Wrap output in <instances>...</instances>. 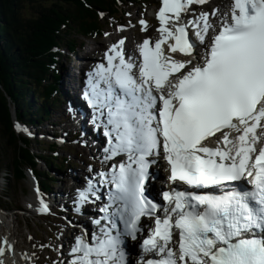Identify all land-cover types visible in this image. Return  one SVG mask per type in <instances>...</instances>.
I'll return each mask as SVG.
<instances>
[{"label":"snow or ice","instance_id":"6c2138e0","mask_svg":"<svg viewBox=\"0 0 264 264\" xmlns=\"http://www.w3.org/2000/svg\"><path fill=\"white\" fill-rule=\"evenodd\" d=\"M157 19L139 63L120 38L88 73L109 166L77 191L74 211L101 199L98 185L106 200L60 264H264V0H231L227 12L161 0ZM154 165L173 185L163 203L146 194ZM126 238L141 249L136 261ZM11 251L0 241V257Z\"/></svg>","mask_w":264,"mask_h":264},{"label":"trees","instance_id":"16d2710c","mask_svg":"<svg viewBox=\"0 0 264 264\" xmlns=\"http://www.w3.org/2000/svg\"><path fill=\"white\" fill-rule=\"evenodd\" d=\"M141 2L0 0V136L13 149L10 169L16 184L31 170L42 190L51 189L47 173L37 169L39 162L32 144L16 134L10 103L23 126L48 118L50 110L56 109L53 79L58 77L57 49L65 46L74 50L77 44L72 39L76 35L86 38L101 32L103 15L116 14L120 4L138 6ZM40 160L46 161L50 169H62L48 156L40 155Z\"/></svg>","mask_w":264,"mask_h":264},{"label":"rangeland","instance_id":"374dc122","mask_svg":"<svg viewBox=\"0 0 264 264\" xmlns=\"http://www.w3.org/2000/svg\"><path fill=\"white\" fill-rule=\"evenodd\" d=\"M214 2H217V0H214ZM226 4V0H221L217 2V5H224ZM141 8H132V9H126L127 14H119L116 18L123 17V21L125 22V26H133V29L131 30V33L134 32V29L137 27V22L135 23L134 18L138 17V14H140V17L142 20H145L149 27H152L155 25V19H152L151 16V10L148 8L147 1L144 2L141 6ZM145 18V19H144ZM107 24L108 29L111 30V28H116L117 20L112 18H107ZM143 33V32H141ZM91 36L82 38L81 41L88 43L89 48L91 46L95 45V42H92L93 40L90 39ZM92 40V41H90ZM101 46H104V42H99ZM85 49H82L84 51ZM75 55L72 56L74 58ZM60 65L63 64L64 61L60 60ZM67 66V65H66ZM66 66L64 67L66 69ZM12 107V113L14 114L16 112L15 106L10 103ZM53 121H57L58 119L53 118ZM20 127V126H19ZM33 128L32 126H30ZM44 126H41L40 128H43ZM49 128V127H47ZM20 129H27L28 127H20ZM16 132H18L19 136L26 137V131L24 130H18L16 125ZM50 130V128H49ZM60 131V130H59ZM7 142L0 136V154L1 158L4 159L3 161V169L4 170H10V162L13 159V149L7 147ZM46 151H47V144ZM34 154L40 155L39 151L36 149V145L34 146ZM42 148V147H41ZM71 149H75L77 153L80 155V153L88 152L86 149L82 148L80 144H76L73 141L69 142L67 147L64 151H61L59 156L69 157L71 161L74 163V166L71 165V167H68L67 165V171L71 172L72 174H77L80 178L83 177V173L79 171V168L84 169L85 166L82 165L78 159H76L75 156L72 155ZM45 151V152H46ZM38 152V153H37ZM65 154H64V153ZM68 152V153H67ZM89 153V152H88ZM85 155L87 157V161L92 162L93 159L89 156V154ZM48 155V151L46 152ZM47 155H45L47 157ZM80 157V156H79ZM45 163L46 161H40V164H38V168H42V170L45 169ZM76 165V166H75ZM45 166V167H44ZM95 164H91V168H94ZM76 169V171H75ZM90 167L86 168L85 170L89 171ZM83 172V171H82ZM9 174V173H8ZM27 179L22 181L19 184L15 183V180L13 176L4 184L7 185L0 188V206H11L10 212L11 214L2 215L3 224L0 226V238L3 235L8 234L9 236H12V238H15L17 246L25 253L29 254L32 259H36L38 263L40 264H47L49 258L54 257V254L57 250H60L59 247V240L64 238H69L71 234V225L67 219L66 216L56 218L54 213L52 212L51 216L46 217H36L35 212L30 206L29 203L35 204V205H41V201L44 199V195L40 193L39 185L37 184V181L35 179H32L31 173H27ZM52 176V175H51ZM61 188V189H60ZM65 186H56L54 188V192H57L58 190H62L63 192L66 191ZM51 193V192H48ZM44 204V203H43ZM42 207V206H41ZM49 210H52L51 207H49ZM44 212V211H43ZM63 224H65L66 227H63ZM52 245L54 247V250L52 253H49L47 250L48 247ZM49 250H52V247H50ZM32 264V263H29Z\"/></svg>","mask_w":264,"mask_h":264},{"label":"bare ground","instance_id":"6f19581e","mask_svg":"<svg viewBox=\"0 0 264 264\" xmlns=\"http://www.w3.org/2000/svg\"><path fill=\"white\" fill-rule=\"evenodd\" d=\"M229 5H230V2L227 4V5H224V6H221L220 7V11L221 12H227L228 11V8H229ZM154 32V34L152 33ZM131 35V41L133 42V45L134 47L131 48V55L135 58V53H137V50L135 48V43L137 42H142V39L143 38H153L154 36L158 37L159 33L156 32V30L152 27L150 28V31H149V35L148 36H143V35H133V34H130ZM154 35V36H153ZM139 39V40H137ZM52 112H49V115H51ZM83 122V121H82ZM79 119H73L72 123L76 126V127H79L81 124H83ZM70 127H67V125L65 124V127L63 128V130H65V132L69 133L70 132ZM31 138V136H30ZM32 140V143L33 145L35 146V140L33 138H31ZM67 147V146H66ZM37 149V148H36ZM68 153V152H67ZM55 161V160H54ZM74 166V165H73ZM60 172L61 170L58 169ZM9 178V175H6L5 176V179H8ZM1 182V181H0ZM40 187L41 184H40ZM44 190H42V193L46 196H50V197H55V192L54 190H52V188L50 190H48V192H51V193H48V192H43ZM29 206L36 212V213H40L42 214L43 213V210H42V207L41 205L37 204H31L29 203ZM0 223H3V220L1 219L0 217ZM86 225L88 227H90V224L86 223ZM14 236V235H12ZM12 236H9L8 234L6 235H3L1 238H0V241H3L5 238L9 241V243H11L13 245V251L11 252H6L5 255L3 257H0V259H3L4 260V264H29V263H32V257H30L29 254L23 252L16 244V241L14 240L15 238H12ZM25 257H27V259H25Z\"/></svg>","mask_w":264,"mask_h":264}]
</instances>
